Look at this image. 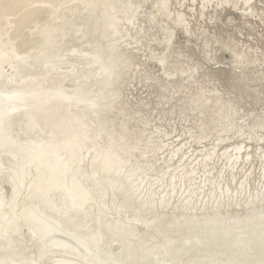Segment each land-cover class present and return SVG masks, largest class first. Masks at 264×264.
<instances>
[{
	"label": "rangeland",
	"instance_id": "1",
	"mask_svg": "<svg viewBox=\"0 0 264 264\" xmlns=\"http://www.w3.org/2000/svg\"><path fill=\"white\" fill-rule=\"evenodd\" d=\"M160 1L119 0V3L116 1L117 5L120 3L131 5L127 14L119 13L123 17L119 23L120 32L116 36H111L112 39L114 36L113 43L118 48L132 56L131 64L124 65L121 78L114 81L113 91L116 89L117 94L109 96L108 106L95 112L89 109L86 111L87 108L83 104L69 109L80 113L83 120L91 123L88 135L92 136L98 125L104 127L102 138L96 139L97 143L106 144L108 133L121 144V156L128 160L125 169L144 167V172L140 174L143 182L132 187V191L136 189L135 203L133 207L125 209L126 211L119 212L121 219L125 220L126 216L132 215L135 206L145 201L151 193L157 211H164L168 216L179 212L211 213L210 205L215 204L208 201L209 198H219L220 203L222 202V206H219L220 212L233 209L241 212L243 209L241 206L230 201L228 205L232 206L229 207L226 200L234 196L233 198L238 197L242 201L249 194L264 196V0H249L247 4L245 0H206L203 6L202 0H168L165 8L162 6L163 9H159ZM86 2L0 0L2 39L0 61L5 69V74L1 78L3 83L5 82L4 88L24 85L22 82L28 78L24 72L28 64H25L24 60L30 53L34 55L31 61L34 64L33 70L38 71L37 80L42 81L45 86L52 87L62 81L61 84L71 90L81 81L85 85V80L90 79L87 78L89 75L92 77L101 69L106 70L105 63L108 61L97 32L99 23L95 18L96 12L93 13L95 16L91 15L89 12L91 9H88ZM248 4L250 7L247 8ZM177 13L183 15L182 21L177 20ZM92 19H96L97 24L94 26L96 28L93 27L94 24L92 25L95 21ZM41 24L53 25L47 27L53 29L52 37L57 40L64 39L60 43L65 42V45H59L63 50L60 53L62 56L64 54L63 57H59L65 59L60 64L61 67L49 65L41 67L33 61L42 49L41 47L36 49L41 42L38 35ZM91 27L92 34L89 30ZM63 31L67 33L66 38L60 36ZM104 41L102 40L103 43ZM93 44L99 47L95 48ZM87 50L89 52H86ZM95 50L99 51L100 55ZM59 51L57 52L61 55ZM86 56L88 58H85ZM94 56L95 58L98 56L100 64L82 71L86 76L76 78L72 75L73 72L70 73L68 64L74 67L78 65L75 68H85L87 61L95 60ZM119 61H123V58ZM63 72L70 75L64 77ZM75 73L80 75L78 72ZM104 74L103 72L101 75ZM96 80H88L92 86L87 87H92V91L99 89L98 92L100 89L106 90L107 86L98 84ZM58 118L59 115H55L52 120ZM22 119L24 120V116ZM16 120L13 133H17V139L21 142L48 135L47 131L36 133L37 128L33 130L30 126L22 128L24 123L21 117H17ZM240 144L245 147L241 153L244 154L247 149L252 156H249L248 162L245 159L237 160L235 167L228 165L231 161L227 162L225 156L221 154L225 149L226 153L233 154L234 147ZM91 145L92 140L85 139V146L79 152L81 161L78 165H73L74 173L77 175L82 172L91 175L93 169L101 164L98 160L92 161V157L95 156L94 149L85 152L86 147ZM214 145L217 152H214L211 160H202V163V151L205 152ZM122 149L127 150V153ZM5 154L2 153L6 165L15 160L9 153ZM191 168L196 169L193 174L189 173ZM124 174L125 170L119 176ZM7 175L4 166L0 167V185H3L6 199L11 197L9 184L3 183ZM171 175L175 177L171 179ZM231 175H234L233 180ZM139 181L137 179L134 183L137 184ZM242 181L243 184L240 185ZM91 183L96 185V180L87 181L89 186ZM226 185L231 187L227 193L224 191ZM171 188H174V191H171ZM95 189H102L101 184H97ZM164 190L168 191L166 197L169 194L173 197L167 207L161 208L158 206V200L165 193ZM112 193L109 192L107 196L108 202ZM21 194L19 200L21 197L24 199L18 202L22 204L29 199L26 194L23 195V191ZM93 195H96V191ZM187 195H191L193 200L190 206L197 203L194 209L174 207L184 204L182 200ZM60 196L62 191L56 190L53 201L59 202ZM200 203L205 205L204 210H198L201 207ZM93 208L96 209V206ZM147 211L141 212L144 218L149 217ZM105 214L106 219L116 216L113 209ZM81 216L77 215L75 219L85 221V217ZM134 224L138 230L145 231L140 223ZM22 229H25L26 236L29 235L27 228ZM17 235L13 233L10 237L17 239L18 249L22 247L29 257L36 256L38 248L35 243L33 244L34 241L26 239L25 236L18 238ZM8 239L9 233L0 238V248L5 247ZM111 247L117 248V242H113ZM52 260H55L54 257ZM199 262L198 257L192 264H201Z\"/></svg>",
	"mask_w": 264,
	"mask_h": 264
},
{
	"label": "bare ground",
	"instance_id": "2",
	"mask_svg": "<svg viewBox=\"0 0 264 264\" xmlns=\"http://www.w3.org/2000/svg\"><path fill=\"white\" fill-rule=\"evenodd\" d=\"M28 1L26 0V2ZM116 1L119 3V0H88L85 3L88 9H91L89 10L91 15L95 16L96 14L99 30L95 31L99 34L101 40L98 39V41L100 40L102 48L104 45V55L106 54L105 57L108 61L105 63L106 70L101 69L92 77L89 75L90 77L87 78L92 80L97 78L96 82L107 86L106 90L92 91V87H87L92 86L87 82L90 79L85 80V85H83L84 82H79L71 90L63 86L62 81L52 87L45 86L42 81L37 80L38 71L33 70L34 64L31 61L34 55H31L29 50L27 51L30 54L24 60V63L28 64V68H26L28 78L22 82L24 85L4 88L5 82L3 83L1 78L5 74V69L0 61V167L4 166L7 170L8 175L3 183H8L11 189V197L6 199L3 185H0V238L9 233L8 242L5 247L0 248V264H192L198 257L201 264H264V196L261 197V194H249L242 201L238 197L233 198L234 196L226 200L227 205L231 201L235 205L241 206L244 209L241 212L233 207V210L220 212L219 206L222 202L220 203L219 198H209L208 201L215 204H209L212 209L211 213H199L198 211L199 214H187V212H179L171 213L168 216V213L164 211H157L155 200L152 198L153 193H151L145 201L135 206V212L132 215L126 216L125 220L120 218L119 212L133 207L135 203L137 196H134V192L136 189L132 191V187L139 186L143 182L140 174L144 172V167L125 169L128 160L121 156V144L108 133H106L108 136L106 144L97 143L96 139L102 138L104 127L100 124L92 136L88 135L91 123L86 119L83 120L80 113L72 112L69 109L83 104L87 108L86 111L89 109L95 112L108 106L109 96L113 97L117 94V91L115 93L116 89L113 91L114 81L121 78L124 65L131 64L132 56L113 43L114 36L120 32L119 23L123 18L119 13L127 14L131 5L124 3L117 5ZM204 1L206 0L201 1L202 6ZM248 2L249 0H245L246 4ZM167 3L168 0H161V8H158H165ZM43 5L45 6V4ZM248 7H250L249 4ZM94 16L92 17L94 18ZM182 18L183 15L177 13V20L182 21ZM96 19H92V21L95 20L94 23L91 21L92 25L94 24L93 27L97 24ZM48 26L53 25L41 24L39 26L38 35L41 42L38 47L36 46V49L40 47L42 49L33 61L41 67L48 65L49 67H59L63 63L62 61H65V59H60L62 56L60 52L63 50L59 48V45H65V42L61 44L60 41H64L62 38L64 36L66 38L67 33L63 31L60 34L62 40H57L52 37L53 29L47 28ZM91 29L92 27L89 29L90 33L93 30ZM112 35H114L113 39ZM102 40H105L104 43ZM16 41L14 42L17 43L18 41ZM94 43L98 44L97 41ZM98 45L100 46V44ZM30 50L33 49L30 48ZM79 52L81 51L79 50ZM96 52L95 55L99 51ZM101 55H103V51ZM91 57L93 58V55ZM122 58L123 61H119ZM91 60L86 62L88 66L85 65V68H75L78 65L75 64L74 67L72 64H68L70 73L73 72L72 75H75L76 78L79 76L83 78L86 75H83L82 71H87L94 65L100 64L98 56L95 60ZM67 72L69 71L67 70ZM75 72L79 74L82 72V74L77 75ZM103 72L108 76L101 75ZM62 74L64 77L70 75L66 72ZM55 115H59V118L52 120ZM17 117H21L24 123L22 128L30 126L33 130L37 128L36 133L47 131L48 135L37 136L24 142L19 141L17 133H13ZM87 138L92 140V145L87 146L85 152L94 149L95 156L92 157V161L98 160L101 164L93 169L91 175H86L85 172L77 175L74 173L73 165H78L81 161L79 152L85 146ZM243 148L245 147L241 144L234 147L233 154L226 153L225 149L221 156H225L227 162L231 161L228 165L235 167L237 160L245 159L246 161L249 156H252L246 151L247 149H244L245 152L242 154ZM215 149L216 145L210 149L207 148L205 152L202 151L201 161L211 160ZM122 150L127 153V150ZM6 152L15 159L7 165L4 163L5 156L2 155ZM194 168H191L189 173L193 174L196 170ZM123 170H125V174L120 177ZM139 170H141L140 173H138ZM71 171L73 172L69 173ZM110 171L112 172L109 174ZM234 175H231L232 180ZM174 177L171 175V179ZM137 179L140 181L136 184L134 182ZM90 180H96V185L91 183L89 186L87 181ZM201 181L203 183V180ZM97 184H101L102 189L96 190ZM242 184L243 181L240 185ZM230 188L229 185H226L224 191L227 193L231 190ZM56 190L62 191L59 202L52 199ZM22 191L29 200L21 204L18 200ZM95 191L96 195H93ZM171 191H174V188H171ZM109 192L113 193L109 196L110 201L108 202ZM164 192L158 200V206L161 208L167 207L173 197L170 194L166 197L168 191L164 190ZM191 198V195L185 196L182 200L184 204L174 207L194 209L197 203L190 206L193 201ZM20 199L19 201H22L24 198ZM94 206L96 209L93 208ZM111 209L115 211L116 216L106 219L104 215ZM199 209L204 210L205 205L201 204ZM143 211H147L149 217L144 218L141 215ZM77 215L84 216L85 221L75 219ZM134 223L143 225L145 231L138 230ZM22 227L27 228L29 235H25V229L23 230ZM13 233L18 234V238L25 236L26 239L34 241L33 244L35 243L38 248L37 255L29 257L22 247L18 249L17 239L10 237ZM113 242L118 244L115 249L111 247ZM53 257L55 260H52Z\"/></svg>",
	"mask_w": 264,
	"mask_h": 264
}]
</instances>
